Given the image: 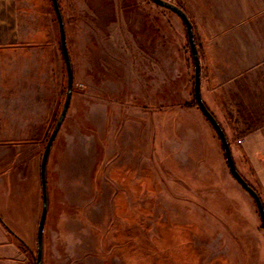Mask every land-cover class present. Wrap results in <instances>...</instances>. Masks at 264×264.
<instances>
[{
	"label": "rangeland",
	"instance_id": "374dc122",
	"mask_svg": "<svg viewBox=\"0 0 264 264\" xmlns=\"http://www.w3.org/2000/svg\"><path fill=\"white\" fill-rule=\"evenodd\" d=\"M166 1L188 11L184 0ZM58 2L73 71L65 127H78L85 145L94 144L82 189L57 190L45 169L41 263L264 264L256 206L231 176L194 100L193 61L179 16L151 0ZM52 10L51 0H0V38L14 44L0 47V64L9 62L12 72L0 87L8 86L14 119L22 118L20 105L31 108L30 126L18 140L3 141L0 119V154H32L46 129L40 162L64 102L67 76ZM189 19L197 31V18ZM207 65L208 102L201 97L264 205V63L244 70L230 64L231 77ZM29 188V225L16 224L19 241L32 242L34 264L32 182ZM37 194L38 222L40 176Z\"/></svg>",
	"mask_w": 264,
	"mask_h": 264
},
{
	"label": "crops",
	"instance_id": "0c3cea01",
	"mask_svg": "<svg viewBox=\"0 0 264 264\" xmlns=\"http://www.w3.org/2000/svg\"><path fill=\"white\" fill-rule=\"evenodd\" d=\"M184 3L188 11L184 7L183 10L188 17L191 15L197 18V31L193 29L199 39L200 90L204 100L208 102V93L202 84L205 79L203 70L207 64H214L220 75L231 77L230 64H235L236 70H244L264 63V0H184ZM9 46H14L12 41L0 38V47ZM8 65L9 62H5L4 66L0 64V83L7 80L12 73ZM6 89L0 87V119L4 127L3 141L11 142L18 140V136L25 135L23 128L30 126L31 108L20 105L17 109L22 118L14 119L12 110L14 105L6 96ZM215 101L219 106L220 101L218 99ZM24 119L27 122L23 121ZM65 122L64 119L51 146L50 165L47 161L48 177L55 179L53 184H57L52 185V189L56 186L57 190L65 188L69 191H78L82 189L81 185L84 184L87 175L86 169L89 167V159H92L91 150L94 142L86 141L85 145L78 127L73 131L68 124L65 127ZM45 132L46 129L41 138L32 143V154H14L13 150L10 154L8 151L5 155L0 154V165L10 161L8 165L0 166V264H30L32 242L25 246L19 241L21 235L18 233L19 227L16 223L26 221L29 225L28 203L25 200L32 182L35 189L32 192L35 201L33 226L35 225L37 230L36 219L39 211L37 179L39 180L40 176L38 152ZM79 149L82 150V154L76 153ZM114 153L116 151L111 154ZM89 173V181L92 182L93 170ZM81 176L84 179H81ZM2 201L4 204H1ZM9 222L11 226L7 224Z\"/></svg>",
	"mask_w": 264,
	"mask_h": 264
},
{
	"label": "water",
	"instance_id": "95a60500",
	"mask_svg": "<svg viewBox=\"0 0 264 264\" xmlns=\"http://www.w3.org/2000/svg\"><path fill=\"white\" fill-rule=\"evenodd\" d=\"M154 4L166 8L172 12H174L179 18L182 20L186 32V37L188 41V46L190 50V54L193 61V93H194V99L196 101V104L201 110L203 116L208 120L212 128L214 129L216 136L218 137L223 153L224 158L226 162V166L231 174V176L234 178V180L247 192V194L252 198L260 221H261V227L264 230V205L263 202L259 196V194L256 192L254 188L244 179V177L239 173V171L236 168L235 163L233 162V157L230 149L229 141L227 140L226 134L220 125L218 123V120L216 117L211 113V111L207 108L205 102L203 101L201 97V90H200V59L198 55V50L195 44L194 39V32L192 28V23L188 17V15L184 12L182 8L179 6H176L175 4L166 1V0H151ZM52 8L57 20L58 24V31H59V42H60V49L62 52V56L64 59V65L66 70V78H67V85H66V91H65V98L64 102L62 104L60 113L56 119V122L50 132V135L47 139V142L45 144V147L42 152L41 161H40V186H41V211L40 216L37 224V230H36V257L34 264H42V255H43V232H44V224L47 216L48 211V193H47V180H46V170L47 169V161L49 157V153L51 150V146L53 144V141L55 140V137L58 133V129H60L65 115L67 113L69 102L72 95V87H73V71H72V65L71 60L67 48V42L65 37V30H64V23H63V17L61 14V9L59 7L58 0H51Z\"/></svg>",
	"mask_w": 264,
	"mask_h": 264
},
{
	"label": "trees",
	"instance_id": "16d2710c",
	"mask_svg": "<svg viewBox=\"0 0 264 264\" xmlns=\"http://www.w3.org/2000/svg\"><path fill=\"white\" fill-rule=\"evenodd\" d=\"M158 6V5H157ZM160 7V6H159ZM161 8H163V7H161ZM164 9H166V8H164ZM166 10H168V9H166ZM170 11V10H169ZM172 12V11H171ZM174 13V12H173ZM61 50V49H60ZM63 57V56H62ZM195 100V99H194ZM196 102V101H195ZM197 105V104H196ZM207 106V105H206ZM208 108V107H207ZM199 109V108H198ZM209 109V108H208ZM210 110V109H209ZM211 111V110H210ZM202 113V112H201ZM212 113V112H211ZM213 114V113H212ZM203 115V114H202ZM214 115V114H213ZM215 116V115H214ZM205 118V117H204ZM205 120L208 122V120L205 118ZM209 123V122H208ZM210 124V123H209ZM212 127V126H211ZM213 129V128H212ZM214 130V129H213ZM222 148V147H221Z\"/></svg>",
	"mask_w": 264,
	"mask_h": 264
}]
</instances>
